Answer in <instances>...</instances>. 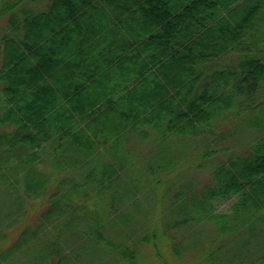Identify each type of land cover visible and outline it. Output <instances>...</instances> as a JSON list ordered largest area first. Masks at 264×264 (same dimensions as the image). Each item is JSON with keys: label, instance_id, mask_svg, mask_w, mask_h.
I'll return each instance as SVG.
<instances>
[{"label": "trees", "instance_id": "16d2710c", "mask_svg": "<svg viewBox=\"0 0 264 264\" xmlns=\"http://www.w3.org/2000/svg\"><path fill=\"white\" fill-rule=\"evenodd\" d=\"M49 2L67 4L70 0ZM217 2L215 44L203 40L192 44L201 45V56L196 59L186 55L180 60L176 53L170 54L162 66L168 73L160 74L161 80L156 81L163 90L154 103L123 113L113 138L104 136L93 142L86 138L84 142L91 145L87 154L72 150L75 141L80 145L82 139L72 134L75 124L65 121L66 109L40 103L46 96L43 90L49 87L43 82L40 65L35 66L31 55H25L26 49L40 44L49 33L36 39L29 37L35 20L45 18L49 12L57 13L56 8L49 7L45 13L25 12V33L19 40L18 13L14 8L17 0L11 2L7 7L12 9L9 26L0 27V189L8 190L15 208L0 217V264H137L138 242L150 244L157 254L158 244L168 242L171 234L175 238L183 236L178 246L169 245V253L180 257L177 249L194 248L195 264H264V136L243 154L214 164L205 184L176 190L167 215L157 209L158 218L143 232L126 229L133 220L128 209L131 205L117 210L111 197L102 199L113 195L112 183L120 173L140 162L131 148L123 145L129 144L130 135L150 137L144 127L153 129L150 142L155 149L144 158L146 168L142 174L153 180L155 174L176 167L177 156L166 153L172 144L169 135L208 134L209 122L234 102L239 106L236 114L258 108L264 117V90L259 96L255 92L260 82L264 84V0ZM69 8L70 12L64 13L79 11V7ZM222 11L225 14L221 16ZM64 16L63 23L70 14ZM210 46L216 57L238 53L237 62L212 69L206 54ZM100 146L110 152L92 153ZM205 147L199 156L207 157L213 152ZM56 175L59 177L50 181ZM28 198H41L39 217L30 226H13L21 224L18 220L23 199ZM229 199L228 207L219 210V202ZM112 210H117V217L110 214ZM9 215L14 216L9 219ZM205 221L211 224L213 235L198 248L201 240L196 236V226ZM18 228L22 229L16 234ZM231 233L237 235L230 236ZM185 240L188 244L184 247Z\"/></svg>", "mask_w": 264, "mask_h": 264}, {"label": "crops", "instance_id": "0c3cea01", "mask_svg": "<svg viewBox=\"0 0 264 264\" xmlns=\"http://www.w3.org/2000/svg\"><path fill=\"white\" fill-rule=\"evenodd\" d=\"M18 2L14 8L19 40L25 33V12L45 13L49 7L57 10L36 19L29 32L34 39L49 32L45 40L30 49L19 46L26 49L25 55H31L35 66L40 65L43 82L49 87L43 90L46 96L40 103L65 108V121L75 124V137L77 131L89 135L93 130L89 124H98L99 119L105 122L111 117L120 122L123 113L152 105L163 90L155 85L157 66H163L172 53L180 60L196 59L201 56L202 40L216 42L217 0H70L56 5L47 0L45 5L36 4L35 10L26 11ZM9 5L0 7L3 14ZM70 6L79 7V11L64 13L70 12ZM65 14L70 17L63 23ZM224 14L222 11L221 16ZM8 23L7 18L2 27L7 28ZM194 43L199 44L194 47ZM211 47L206 52L209 67L216 65L212 58L226 55L216 57ZM113 131L109 138L115 136ZM93 152L110 150L97 148Z\"/></svg>", "mask_w": 264, "mask_h": 264}, {"label": "rangeland", "instance_id": "374dc122", "mask_svg": "<svg viewBox=\"0 0 264 264\" xmlns=\"http://www.w3.org/2000/svg\"><path fill=\"white\" fill-rule=\"evenodd\" d=\"M11 1L12 0H0V7H3L7 3L11 4ZM46 2L47 0H19L18 4L20 3L22 6L25 5L24 11H26L27 9L35 10L37 5L41 4L40 6H37L41 7L45 5ZM11 11L12 9L3 14L2 18H0V27L6 23V19L10 16ZM238 57V53L226 54L224 57L213 61L216 65L213 66L212 69H217L219 64L224 65L227 63V65H232L237 62ZM263 90L264 84L260 82L259 88L255 91L256 96H259L260 92ZM238 108L239 106L237 102H234L227 111H224L220 116L213 118L209 122L208 134H205V131V133H202V135L199 136L183 134L179 137L177 136L178 138L169 135L168 140L172 144L167 147L166 153L177 156V161L174 163L176 167L173 171V168H171L170 170L155 174L156 179L153 180H151L149 176H146V174H142L143 171L145 172L146 168V166H144V158L152 154V151L155 149L150 142V139H153L154 136L153 129L145 127V130L147 129L146 131H148V134L150 135V137L146 136V139L130 135L128 139L129 144L125 143L123 147L131 148V152L135 154L136 160H139L140 162H136L134 166L129 167L124 173H120L119 178L112 183L113 195H104L102 198L104 201H107L111 197L114 207H116L117 210L126 209V207L128 208L130 205L132 206L128 209H131L133 213V220L129 223L130 228L126 229H136V231L143 232L151 225L153 219L158 218L155 214L157 209H161L160 213L162 211L163 215H167L170 199L176 190L180 188L185 190L188 189V187L196 189L202 184H205L209 179V173L214 164L223 161L226 157L243 154L247 151L248 146L252 145L255 140L263 138L264 117L260 116V109L248 108L247 110L245 109L241 113L236 114L235 111ZM258 118L261 119L260 122L256 121ZM96 122L98 124L94 123L91 125L93 130H90L89 135L86 132H79V134H77L78 136H76V139H82V141L80 145L75 141V144H77L75 147H72V150H77L75 151L76 153L87 154L91 152L88 151L90 150L91 145L84 142L86 138L93 142V140L97 138L102 139L104 136L110 135L112 130H114L113 132L115 133L117 132L118 122L112 120L111 117H108V120L105 122H101L100 119ZM205 146H208V149L213 150V152L207 157L199 156L198 152H202L203 150L201 149ZM97 148L103 149L104 147L100 146ZM74 151L69 150L70 153H73ZM42 169L47 170L45 166H43ZM58 177L59 175L53 176L50 181ZM134 186H137L139 190H135ZM125 189L132 190L135 193L134 196H131L125 191ZM7 191L8 190L0 189V217L6 214L5 212L12 211L15 208V203ZM19 194L22 196L20 190ZM12 196H14V194ZM118 196L121 197L118 199ZM23 200V211L18 220L21 224L15 223L13 226H30L35 223L43 208L41 204H39L41 198H28ZM230 202L231 199L220 201L218 209H226ZM117 210L110 211V214L117 217ZM13 216L14 215H9V219H12ZM119 223L121 224L119 227L123 229V223ZM196 227L199 230V234L196 236L198 240H201V244L198 247L200 248L212 237L213 230L211 224L207 221ZM12 228L13 227L7 229V232ZM21 229L22 228L16 229V234ZM71 231L72 229H68V232ZM166 234L169 236V230L167 229ZM235 235H237V233H231L230 236ZM190 236H194V233L191 232ZM168 238V242L158 244L160 251L157 254H155V251L150 244L138 242L137 252L139 253V261L137 264H195L193 258L195 257V251L197 250L191 247H189L187 251H179L177 249L181 256H172L168 251L169 245L173 247L178 246L176 243L181 238L180 235L175 238L172 234ZM76 244L77 241L74 242V246H76ZM187 244L188 242L186 240L183 241L184 247ZM100 264H104L103 261L100 262ZM109 264H111V262Z\"/></svg>", "mask_w": 264, "mask_h": 264}, {"label": "bare ground", "instance_id": "6f19581e", "mask_svg": "<svg viewBox=\"0 0 264 264\" xmlns=\"http://www.w3.org/2000/svg\"><path fill=\"white\" fill-rule=\"evenodd\" d=\"M160 68L164 70L166 67L165 68H163L162 66H157L156 67L158 74H157V78L155 79V85H156V81L161 80L160 74H165V73H161ZM145 94H146V96L149 95L148 92H145Z\"/></svg>", "mask_w": 264, "mask_h": 264}]
</instances>
